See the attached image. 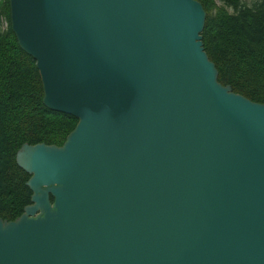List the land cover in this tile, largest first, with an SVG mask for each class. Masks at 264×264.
I'll use <instances>...</instances> for the list:
<instances>
[{"label": "water", "instance_id": "obj_1", "mask_svg": "<svg viewBox=\"0 0 264 264\" xmlns=\"http://www.w3.org/2000/svg\"><path fill=\"white\" fill-rule=\"evenodd\" d=\"M44 104L0 264H264V103L219 81L198 0H10Z\"/></svg>", "mask_w": 264, "mask_h": 264}, {"label": "trees", "instance_id": "obj_2", "mask_svg": "<svg viewBox=\"0 0 264 264\" xmlns=\"http://www.w3.org/2000/svg\"><path fill=\"white\" fill-rule=\"evenodd\" d=\"M206 10L202 32L219 81L264 103V0H198ZM36 60L11 27L10 0H0V217L15 220L31 203V175L17 162L24 143L62 145L78 119L44 104Z\"/></svg>", "mask_w": 264, "mask_h": 264}, {"label": "rangeland", "instance_id": "obj_3", "mask_svg": "<svg viewBox=\"0 0 264 264\" xmlns=\"http://www.w3.org/2000/svg\"><path fill=\"white\" fill-rule=\"evenodd\" d=\"M251 1V0H248V2Z\"/></svg>", "mask_w": 264, "mask_h": 264}]
</instances>
